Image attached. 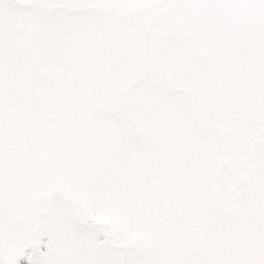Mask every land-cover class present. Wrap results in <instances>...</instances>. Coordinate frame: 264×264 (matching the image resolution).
<instances>
[{"label": "snow or ice", "instance_id": "obj_1", "mask_svg": "<svg viewBox=\"0 0 264 264\" xmlns=\"http://www.w3.org/2000/svg\"><path fill=\"white\" fill-rule=\"evenodd\" d=\"M0 264H264V0H0Z\"/></svg>", "mask_w": 264, "mask_h": 264}]
</instances>
